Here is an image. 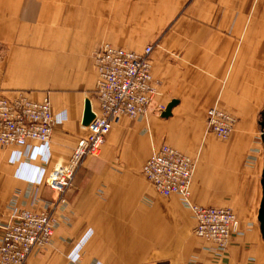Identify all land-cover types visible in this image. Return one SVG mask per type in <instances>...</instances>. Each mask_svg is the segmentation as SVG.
Segmentation results:
<instances>
[{"label":"crops","instance_id":"1","mask_svg":"<svg viewBox=\"0 0 264 264\" xmlns=\"http://www.w3.org/2000/svg\"><path fill=\"white\" fill-rule=\"evenodd\" d=\"M104 43L137 52L155 44L160 93L146 116L122 118L101 154L85 160L67 206L55 212L51 243L28 264H264V0H0V94L48 95L58 120L35 160L15 161L26 149L0 146V236L15 205L44 210L57 198L24 178L67 163L88 134L83 119L86 100L96 103L94 53ZM172 100V115H157L158 105ZM216 104L236 118L228 140L207 128ZM163 143L196 158L192 201L237 214L240 225L226 249L198 237L183 199L163 196L143 176ZM36 192L40 200L32 204Z\"/></svg>","mask_w":264,"mask_h":264},{"label":"built area","instance_id":"2","mask_svg":"<svg viewBox=\"0 0 264 264\" xmlns=\"http://www.w3.org/2000/svg\"><path fill=\"white\" fill-rule=\"evenodd\" d=\"M154 47L155 44H149L137 52L104 43L94 53L98 80L95 117L88 125V134L80 138L67 163H58L49 169L39 167L34 175L24 178L32 184L47 185L57 193V198L47 201L44 210L13 207L9 220L1 227L0 264H28L37 248L51 243L59 225L55 212L67 206L66 192L85 160L101 154L107 135L122 118L147 115L161 84L153 74ZM165 108L163 104L158 105L156 113L161 114ZM57 122L48 95L34 100L26 91L14 96L0 94V146L26 149L15 153V161L22 156L37 159L41 146L49 147ZM206 124L219 138L228 139L236 118L216 104L208 110ZM196 166V158L163 144L147 159L142 174L163 196H180L195 214V234L224 250L239 228V219L229 207L205 206L192 201ZM34 196L32 204L40 200L37 192ZM80 249L81 245L74 251L73 260L80 259Z\"/></svg>","mask_w":264,"mask_h":264},{"label":"water","instance_id":"3","mask_svg":"<svg viewBox=\"0 0 264 264\" xmlns=\"http://www.w3.org/2000/svg\"><path fill=\"white\" fill-rule=\"evenodd\" d=\"M177 103H178L177 100H172L166 106V108L161 112V116L164 118L170 117L172 115V109ZM262 115H263V119L260 122V125H261V130L264 131V112ZM94 117H95V112L92 107V101L91 99H87L86 105H85L84 119H83L84 125L88 126L92 122ZM262 188H263V196H262L261 206L259 210V221H260L261 232L264 237V170H263V175H262Z\"/></svg>","mask_w":264,"mask_h":264},{"label":"rangeland","instance_id":"4","mask_svg":"<svg viewBox=\"0 0 264 264\" xmlns=\"http://www.w3.org/2000/svg\"><path fill=\"white\" fill-rule=\"evenodd\" d=\"M153 66V65H152ZM161 85V84H160ZM160 89H161V86L159 87V91H160ZM157 115H160L161 116V114H158L157 113ZM235 117V116H234ZM263 133H264V131H262L261 129H260V131H259V134H258V136H259V141L261 142V147H262V149L264 150V135H263ZM215 134V133H214ZM215 136L217 137V138H219L216 134H215ZM230 138V137H229ZM228 138V139H229ZM219 139H221V138H219ZM228 139H222V140H228ZM163 144H167V143H163ZM163 144H161V145H163ZM160 145V146H161ZM170 145V144H169ZM154 153V152H153ZM145 164V163H144ZM143 167V166H142ZM146 179V178H145ZM147 181V180H146ZM148 182V181H147ZM149 183V182H148ZM230 208V207H229ZM232 209V208H231ZM233 210V209H232ZM234 211V210H233ZM235 212V211H234ZM237 215V214H236ZM238 217V216H237ZM239 219V218H238ZM239 225H240V220H239ZM194 233H195V231H194ZM32 256V255H31ZM30 256V257H31ZM30 259V258H29ZM29 261V260H28Z\"/></svg>","mask_w":264,"mask_h":264}]
</instances>
